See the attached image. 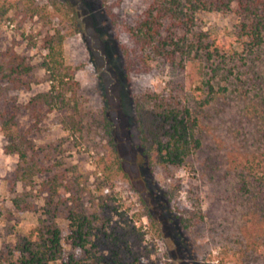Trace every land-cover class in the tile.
<instances>
[{"label": "rangeland", "instance_id": "rangeland-1", "mask_svg": "<svg viewBox=\"0 0 264 264\" xmlns=\"http://www.w3.org/2000/svg\"><path fill=\"white\" fill-rule=\"evenodd\" d=\"M14 1L16 6L0 16V51L14 47L39 64L48 52L45 36L61 31L66 62L80 67L76 78L84 125L81 132L65 129L61 122L64 113L58 111L35 125L23 108L15 127L18 139L33 147L40 161H59L70 176L84 174L81 181H86L90 191L88 204L108 211L112 225L123 227L128 218L147 213L137 221V225H145L147 233L142 239H130L144 264H242L237 239L244 220L240 198L235 179L224 178L217 169L233 150L234 137H252L250 125L245 124L241 134L236 132L238 103L232 99L234 94L227 93L213 109L206 110L205 150L180 167L164 168L144 152L135 95L147 87L163 85L168 90L177 88L183 97L197 96L201 77L211 76L206 74L205 63L183 68L159 62L149 74L127 75L122 45L128 36L109 12L115 0ZM145 5V0H124L113 10L122 22L137 18ZM36 7L40 12L33 14ZM241 21L233 11L196 15L195 31L206 33L224 57L216 62L224 61L217 79H223L233 67L236 74L230 80L235 82L239 81L237 75L258 81V73L264 74V46L252 54L244 50ZM44 74V69H37L38 78ZM49 88L46 81L34 84L31 90L21 91L19 104L25 105L35 93ZM105 119L112 123L111 133L104 126ZM7 144L0 125V253H6L18 236L39 223L44 205V195L36 198V210H17L13 205V197L23 192L24 186L22 182L15 184L13 172L19 155L6 153ZM75 165L77 172L73 173ZM42 177H36L37 183ZM175 198L196 212L191 225L182 220L189 214L177 207ZM58 223L68 253L70 228L65 212Z\"/></svg>", "mask_w": 264, "mask_h": 264}, {"label": "trees", "instance_id": "trees-1", "mask_svg": "<svg viewBox=\"0 0 264 264\" xmlns=\"http://www.w3.org/2000/svg\"><path fill=\"white\" fill-rule=\"evenodd\" d=\"M123 1L115 0L113 6L119 7ZM145 3L137 18L122 22L116 18L113 6L109 9L114 23L128 36L122 45L127 75L149 74L159 62L183 68L201 62L211 76L201 77L196 88L198 95L191 98L183 97L177 88L168 90L163 85L147 87L135 95L144 152L164 168L184 165L205 150L206 110L213 109L220 97L234 94L232 99L238 103L236 132L241 134L245 124L250 125L252 137L250 140L234 137L233 145L240 147L233 146L217 169L224 178L235 179L239 211L244 219L237 232L242 264H264V74L258 73V81H247L237 75L239 81L235 82L230 80L236 74L233 67L223 79H217L224 61L216 62L224 57L206 33L195 31L197 14L233 11L242 18L240 35L244 50L255 53L264 46V0H145ZM16 4L14 0H0V16H5ZM39 12L40 7L33 10V14ZM64 40L65 35L59 30L46 35L44 46L48 52L39 64L14 47L0 51V125L8 140L5 152L19 155L13 172L15 184L22 182L24 186V191L16 193L12 202L17 210H36V198L44 195L39 223L18 236L6 253H0V264H144L130 239L135 236L142 239L147 233L143 223L137 225L147 213L128 218L123 227L112 225L108 211L88 204L90 191L86 181H81L84 174L75 173L76 165V170L73 169L76 176H70L60 167L61 162L40 161L37 151L17 137L15 127L23 108L35 125L58 111L64 113L61 122L65 129L73 132L84 129L80 82L76 78L80 67L66 62ZM38 68L45 70L42 78L36 76ZM42 81L49 82L50 88L35 93L25 105H20L21 91L31 90ZM104 126L111 133V121L105 119ZM43 175L37 183L36 177ZM174 202L189 214L182 220L191 225L196 212L176 198ZM63 212L70 228L68 253L58 223Z\"/></svg>", "mask_w": 264, "mask_h": 264}]
</instances>
